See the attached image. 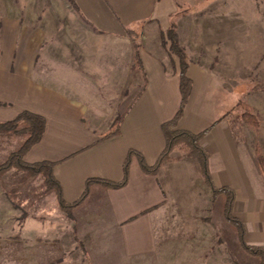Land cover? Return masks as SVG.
<instances>
[{"label":"crops","instance_id":"obj_1","mask_svg":"<svg viewBox=\"0 0 264 264\" xmlns=\"http://www.w3.org/2000/svg\"><path fill=\"white\" fill-rule=\"evenodd\" d=\"M72 1L76 11L71 7L72 12L63 15L49 8L39 20L40 28L30 29L20 49L23 57H15L18 47L13 45L2 48L5 55L0 58V123L26 110L45 118L40 140L24 159L53 162L52 172L68 203L81 196L90 177L120 180L129 149L139 151L148 164H153L165 145L161 125L173 117L180 103L179 62L161 42L176 2ZM65 2L70 7L68 0H60L59 7ZM188 63L192 93L194 82H203L210 72L198 63ZM210 77L222 89V80L217 75ZM130 101L133 103L118 133L106 137L114 118ZM122 103L127 104L122 108ZM188 103L189 99L177 127L198 132L213 124L200 140L209 154L212 180L216 186L234 191L232 215L243 222L245 241L264 249L263 175L249 153L248 160L243 157L226 111L218 120L201 122L198 113L188 109ZM172 156L155 174L145 173L132 157L126 185H91L86 200L70 212L72 222L75 215H81L82 224H114L126 255L153 251L154 213L171 201V190L165 193L160 179L167 188L176 189L175 169L185 173L184 181L190 175L186 171L189 165L170 162ZM194 166L200 176L196 160Z\"/></svg>","mask_w":264,"mask_h":264},{"label":"rangeland","instance_id":"obj_2","mask_svg":"<svg viewBox=\"0 0 264 264\" xmlns=\"http://www.w3.org/2000/svg\"><path fill=\"white\" fill-rule=\"evenodd\" d=\"M173 1L177 40L186 59L223 82L221 89L210 73L197 85L193 80L188 109L198 113L201 122L218 120L226 111L243 157L248 160L250 154L255 161L258 153L264 156V0ZM71 4L59 7L60 0H0V58L5 55L3 49L13 45L18 47L15 57H23L20 49L26 36L33 26L40 28L39 20L49 8L64 15L72 12L71 7L76 11ZM134 40L132 44L138 45ZM243 102L259 126L243 121ZM24 139L20 131L0 129V163ZM172 155L170 162L188 164L190 175L184 181L185 173L175 169L176 189L167 188L160 179L164 192L171 190V201L156 209L154 249L144 254L126 255L114 224H82L81 215H75L74 223L71 213L59 214L55 193H43L42 177L23 182V174L15 169L2 173L0 264H259L258 258L239 246L237 231L223 217L221 200L214 199L199 176L187 147L178 146Z\"/></svg>","mask_w":264,"mask_h":264},{"label":"trees","instance_id":"obj_3","mask_svg":"<svg viewBox=\"0 0 264 264\" xmlns=\"http://www.w3.org/2000/svg\"><path fill=\"white\" fill-rule=\"evenodd\" d=\"M73 3L72 0H68ZM74 4V3H73ZM176 13L171 17V21L168 29L161 33L162 45H168L169 52L174 54L179 59V92H180V103L178 110L170 119L164 121L161 125L162 133L164 135L165 145L158 158L153 164H148L144 156L137 150L129 149L127 155L123 161V175L120 180H111L101 177H90L85 182V188L81 196L73 202H66L62 197L61 187L57 179L55 178L52 170L54 163L47 160L27 162L24 159L25 154L34 146L41 138L45 129V118L32 111H22L14 119L0 123L1 130H13L20 131L25 135L23 143L16 150L12 151L7 158L0 163V176L2 173L15 169L17 172L23 174V182L30 181L37 177H42L43 181V193H55L57 198L58 206L61 210L70 213L73 208L79 206L86 200L90 193V187L94 183L99 184L105 188H119L126 185L129 175V166L132 157H135L138 161L140 168L147 174H155L161 164L168 159L172 151L178 146L187 147L190 155L196 160L199 165L201 176L204 182L211 188L214 199L219 198L222 203V214L225 221L231 225L237 231V237L239 246L246 253L259 259V264H264V249L261 247H255L249 245L244 238V226L240 219L232 215V207L235 200V193L232 189L225 186H216L212 180V176L208 169V156L207 151L200 144L202 137L210 130L211 126L205 129L192 132L188 129L177 127V123L182 117L190 93L192 90V79L188 75L189 61L186 59L184 49L179 45L176 35ZM139 89L138 93L141 91ZM133 101L120 111L114 118L110 130L105 136H111L118 133L119 125L125 116L127 110L131 107ZM244 107L242 112V119L245 123L253 125L254 127L259 126L256 116L250 111V106L246 103H241ZM255 163L259 168L261 174L264 177V156L260 153L257 154ZM22 182V183H23ZM20 186V185H19ZM15 191V190H14Z\"/></svg>","mask_w":264,"mask_h":264}]
</instances>
